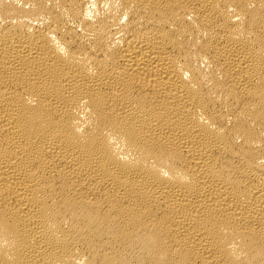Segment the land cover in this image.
I'll return each mask as SVG.
<instances>
[{"label": "bare ground", "instance_id": "obj_1", "mask_svg": "<svg viewBox=\"0 0 264 264\" xmlns=\"http://www.w3.org/2000/svg\"><path fill=\"white\" fill-rule=\"evenodd\" d=\"M0 264H264V0H0Z\"/></svg>", "mask_w": 264, "mask_h": 264}]
</instances>
